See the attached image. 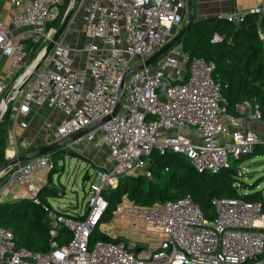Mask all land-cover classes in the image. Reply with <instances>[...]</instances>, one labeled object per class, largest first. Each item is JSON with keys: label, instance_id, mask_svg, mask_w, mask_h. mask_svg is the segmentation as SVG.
<instances>
[{"label": "built area", "instance_id": "1", "mask_svg": "<svg viewBox=\"0 0 264 264\" xmlns=\"http://www.w3.org/2000/svg\"><path fill=\"white\" fill-rule=\"evenodd\" d=\"M5 1L22 8L12 19L13 27L29 29L32 43L48 42L54 32H46L45 24L54 20L61 0ZM184 10L183 0H89L83 8L82 31L91 41L75 51L59 41L39 70L32 73L29 64L20 75L19 66L29 53L0 23V53L10 60L0 78V95L11 93L7 108L9 103L14 106L13 113L22 118L19 126L26 128L23 119L33 104L55 109L64 119L47 136L58 142L91 127L81 139L94 149L107 148L110 164L88 182L87 213L83 208L79 215L56 213L36 197L33 180L53 170L50 155L13 166L0 185V203L7 189L16 187L18 199L47 212L51 238L48 253H33L19 248L11 231L0 227V264H246L264 254L262 204L217 197L210 203L212 221L190 196L149 206L124 200L117 213L156 232L157 248L135 254L131 250L136 248L124 243L89 244L107 209L102 190L115 187L123 175L149 178L146 168L152 152L179 155L199 174L216 173L231 159L252 153L258 143L249 126L261 122L259 112L242 104L237 115L229 114L212 68L202 58L173 46L160 61L134 70L174 36L183 24ZM244 14L235 11L218 18L237 22ZM219 40L215 36L212 42ZM123 79L119 108L110 117ZM58 228L70 234L68 243L55 239Z\"/></svg>", "mask_w": 264, "mask_h": 264}, {"label": "trees", "instance_id": "2", "mask_svg": "<svg viewBox=\"0 0 264 264\" xmlns=\"http://www.w3.org/2000/svg\"><path fill=\"white\" fill-rule=\"evenodd\" d=\"M71 1L61 0L56 17L45 24L46 32L53 27L57 29ZM248 11L244 10V16L237 22H227L218 16L194 21L175 46H180L182 51L190 57L202 58L211 66L213 79L221 89L226 100L225 108L229 114L237 115L238 105L249 104L259 112L261 122L264 123V9L259 13ZM215 36L220 40L213 43ZM21 43L29 53V63L47 44L42 40L32 43L30 38L23 39ZM8 116L9 110L0 128V166L8 162L5 159L4 135V125ZM31 151L33 150L26 152ZM66 151L64 148H58L48 153L53 160L54 168L47 173V184H52L56 170V161L53 156ZM254 152L256 155L263 153L256 150V146ZM244 158L231 159L228 167L216 173L199 174L179 155L172 153L161 155L152 152L148 157L146 168L150 173L149 178L144 174L123 175L119 177L115 191L108 196L103 194L107 209L99 224L110 220L113 211L121 203L122 197H126L135 205L149 206L190 196L208 221L214 219L210 203L215 197L241 199L249 203L260 202L264 214V200L261 191H255L256 185L243 189V194L238 193L236 175ZM36 197L41 205L54 210L48 199L64 198V194L52 184V187L40 188ZM41 205L22 199L0 203V227L11 231L13 242L19 248L46 254L49 251L51 238V220ZM83 211L87 213L85 208ZM55 239L59 244H66L70 241V234L64 228H58ZM105 241L106 238L96 228L90 234V246L96 242ZM263 257L264 254L246 264L257 259L261 261Z\"/></svg>", "mask_w": 264, "mask_h": 264}, {"label": "rangeland", "instance_id": "3", "mask_svg": "<svg viewBox=\"0 0 264 264\" xmlns=\"http://www.w3.org/2000/svg\"><path fill=\"white\" fill-rule=\"evenodd\" d=\"M187 1L188 0H185V10L183 12L185 19L183 18L184 20L182 26L184 25L188 16ZM235 1H236V6L242 8L250 7V6L255 7L257 5L264 6V0H235ZM87 3L88 0H79L78 3L75 5L69 24L62 35L63 42L66 41L64 42L65 45L66 44L68 45L70 42L75 40L83 41L85 39L82 32L83 8L86 6ZM223 14H229V13H220V15ZM55 30L56 28L53 27V32H55ZM161 59L162 56L157 61H160ZM22 72L23 70H21L18 75H20ZM241 105L242 104H240V106ZM2 110L3 108L1 104L0 114ZM46 127L43 126L42 130L44 132L46 131L47 134L44 133L42 134V131L40 132L42 136V140H40V143L25 145L24 151L31 149L34 151L38 148L48 145L51 141H53L51 137L47 138V135L51 134L50 131H53L54 128H51V126H46ZM256 127L257 128L253 130L255 133H257L258 136V143L256 144V150L258 151L260 150V152L263 153L256 155L254 152L255 150L254 147L252 153L243 156V158L244 157L245 158L243 162L239 165V168L237 170L236 186L238 193L243 194L244 193V191H242L243 189L245 190L250 188L251 186L256 185L255 191H261L264 200V123H259ZM77 143L78 144L74 145L73 147H68L69 145L66 146L67 147L66 152L59 154L57 153L56 155L53 156V158L55 159L54 161H56V170H55V174H53L54 181L52 182L53 185L56 187V189L63 192L64 198L58 199L62 204H58L53 200H51L50 203L51 206L54 208L58 206L66 208L61 210L62 211L65 210L68 214H73L72 211L74 210H77V212L80 211V209L82 208V206L84 205L87 199L86 190L88 184H86V181L87 179L93 181L95 172H97L95 168L96 165L91 160L88 152L86 153L84 151L82 152L79 151V148H81L80 147L81 143L84 144V146L86 145L84 141L78 140ZM83 153L84 155H82ZM8 156L6 155V151H5V159L8 162L17 157L14 156L13 158H11ZM96 156L100 157L99 153H96ZM101 159L100 161H102L105 158L103 157V159L102 160ZM11 168L5 171L1 176H4V174L7 173ZM5 179L6 177L1 179L0 185ZM117 186H118V181L115 187L104 188L102 190V195L104 194L105 196H108L111 192L117 189ZM121 200L122 203L124 200H128V199L126 197H122ZM119 205H117V207ZM117 207L113 211L112 216L107 223L98 224L96 226V230L106 238L105 242L112 243L117 241L118 243H124L128 248L135 247L136 249L138 248L146 252H150L156 249L160 241L159 235L156 234V232H154L147 225H144L142 223L133 224L127 216L118 214ZM249 264H264V263L260 262V259H257L256 261Z\"/></svg>", "mask_w": 264, "mask_h": 264}, {"label": "crops", "instance_id": "4", "mask_svg": "<svg viewBox=\"0 0 264 264\" xmlns=\"http://www.w3.org/2000/svg\"><path fill=\"white\" fill-rule=\"evenodd\" d=\"M183 1L185 2V0H183ZM88 2H89V0H88ZM260 6L257 5L255 7L250 6V7H243L242 8V7L236 6L235 0H193V3H192L195 21L207 19L210 17L219 16L220 13H231V12H235V11H244V10L248 11V10H252L256 7H260ZM21 10H22V8L12 7L5 0H0V23L3 24V26L6 29L7 28L10 29V31L12 32L13 40L19 41V42H21L23 39L28 38V35H29V29H27V28H16V27H13V25H12L13 17ZM83 35L85 37V39L83 41L82 40H75V41H72L68 44V46L73 51H75L77 48H79L82 43L91 41L84 33H83ZM59 41L62 42L63 44H64V42H66V41L63 42V37H61V39ZM72 55L75 57L76 54L73 53ZM28 58H29V56H28ZM26 65L27 66L29 65L28 59L26 60L25 64L19 66L18 73H20L21 70H24ZM9 66H10V60L0 53V78L4 77V73L9 68ZM5 94L0 95V99H1L0 105L2 104V99H3V96ZM9 95H11V93L8 94V96ZM13 109H14V106L11 103H9L8 108L6 110V112L9 110V116H8V119L6 120L5 125H4V135H5V140H6V150L5 151H6V155L7 156L9 155L8 157H11V158H13L14 155H16V154H17V156H21V155L29 153V152H26V150L24 151L25 145H31V144H35V143L39 144L40 140H42V136H41L40 132L42 131V134L43 133L47 134L46 131L44 132L42 130L43 126H45V127L51 126V128L55 129L64 119V116L59 111H57L55 109H51V108H48V107L42 106V105L40 106V105L33 104L31 106L29 114L23 119L27 123V126H26V128H21L19 126V122L22 118L20 116L16 117L15 114L13 113ZM259 123H262V122H259ZM259 123L250 124L249 127L252 130H255L257 128L256 126ZM47 138H48V136H47ZM82 141H84V140H82ZM56 142L57 141H51L49 144H53ZM84 143L86 145L84 146V144L81 143V146H80L81 148H79V151H81V152L84 151L86 153L88 152L91 160L96 165V167H95L96 170H101V169H103V167L104 168L109 167L110 164H109V160H108L107 148L102 147L101 149L97 150V149H94L90 144L86 143L85 141H84ZM77 144L78 143L76 141V142L69 144L68 147H73L74 145H77ZM64 149L67 150V147H65ZM92 152L99 153L100 157H97L96 153L94 154ZM82 155H84V153ZM101 157H102V159H103V157L105 159L102 160ZM99 158L102 161H100ZM105 164H107V165H105ZM98 166H100V167H98ZM8 173H10V170L7 173H5L4 176L0 177V182H1V179H3L4 177H7L9 175ZM47 179H48L47 174L42 173V174L37 175L34 178L33 183L37 187L38 190L44 186L52 187L53 182H51L52 184H47L48 183ZM52 181H54L53 178H52ZM89 181H90V179H87L86 184H88ZM17 197H18V189L16 187L9 188L5 192V202L15 201L18 199ZM58 199L59 198H55V199L49 198L48 200H49V203L51 200H53V201L57 202L58 204H62V203H60V201ZM50 205H51V203H50ZM52 208L55 210L59 209L58 211H61V212H66L65 210H63V211L61 210V209H66V208L61 207V206H58L55 208L52 207ZM83 208H84V205L82 206L80 211H82ZM72 212L75 215L80 214V212L79 211L77 212V210H74ZM260 262L264 263V257L262 258V260Z\"/></svg>", "mask_w": 264, "mask_h": 264}, {"label": "water", "instance_id": "5", "mask_svg": "<svg viewBox=\"0 0 264 264\" xmlns=\"http://www.w3.org/2000/svg\"><path fill=\"white\" fill-rule=\"evenodd\" d=\"M79 0H72L61 23L59 24V26L57 27V29L55 30V32L53 33V35L51 36V38L48 40L47 44L38 52V54L36 55V57L34 58V60L31 62L30 64V70L32 71V73L36 72L37 70L40 69V67L42 66L43 62L45 61L46 57L48 56V54L50 53V51L52 50V48L54 47V45L56 43L59 42V40L61 39L64 31L66 30L69 21L71 19L72 13H73V9L75 7V5L78 3ZM192 3L193 0H188L187 1V10H188V16L187 19L184 23V25L174 34V36L162 47L160 48L151 58H149L148 60H146L144 62L143 65H139L137 67L134 68V70H141L144 67H148L152 64H154L161 56H163L171 47L175 46L180 38L183 36V34L192 26L193 22L195 21L194 19V12H193V8H192ZM131 71H129L124 79L126 78V76L130 73ZM124 79L122 81L121 84V88H120V92L118 94L117 97V102H116V106L115 109L113 110L112 114L110 117L114 116L119 108V102H120V96H121V92L123 89V83H124ZM23 86V85H22ZM22 86L20 87V89L22 88ZM7 97H8V93H6L3 96L2 102L4 103V109L1 111L0 114V128L2 125V121L3 118L5 116L6 110H7ZM110 117H108L107 119L103 120L106 121L108 119H110ZM91 129V127L77 133L74 134L70 137H67L59 142L53 143V144H49L46 146H43L41 148H38L32 152H29L27 154L21 155V156H17L16 158L10 160L9 162H7L5 165L0 166V177L1 175L7 171L9 168L15 166L18 163H22L25 161H28L30 159L36 158L38 156L44 155V154H48L50 152H52L55 149L58 148H65L66 146H68L69 144L76 142L78 140H80L85 134L86 132H88ZM140 252V250L137 248L134 250L135 254H138Z\"/></svg>", "mask_w": 264, "mask_h": 264}, {"label": "bare ground", "instance_id": "6", "mask_svg": "<svg viewBox=\"0 0 264 264\" xmlns=\"http://www.w3.org/2000/svg\"><path fill=\"white\" fill-rule=\"evenodd\" d=\"M2 108L4 109V103H2Z\"/></svg>", "mask_w": 264, "mask_h": 264}]
</instances>
